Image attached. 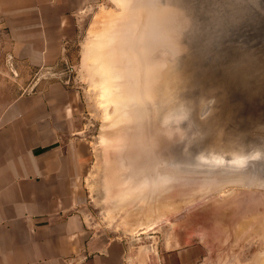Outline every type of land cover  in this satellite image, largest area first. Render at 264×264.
Masks as SVG:
<instances>
[{
	"label": "water",
	"instance_id": "obj_1",
	"mask_svg": "<svg viewBox=\"0 0 264 264\" xmlns=\"http://www.w3.org/2000/svg\"><path fill=\"white\" fill-rule=\"evenodd\" d=\"M114 1L103 62L122 191L236 184L241 195L218 208L240 217L264 200V0Z\"/></svg>",
	"mask_w": 264,
	"mask_h": 264
},
{
	"label": "crops",
	"instance_id": "obj_2",
	"mask_svg": "<svg viewBox=\"0 0 264 264\" xmlns=\"http://www.w3.org/2000/svg\"><path fill=\"white\" fill-rule=\"evenodd\" d=\"M91 0H0L4 56L21 73L63 68L80 31L77 13ZM79 92L45 84L8 103L0 116V264H133L137 237L93 227L75 208L92 200V171ZM142 233V232H141ZM140 234V233H139ZM164 235L157 264H197V247L172 250Z\"/></svg>",
	"mask_w": 264,
	"mask_h": 264
},
{
	"label": "rangeland",
	"instance_id": "obj_3",
	"mask_svg": "<svg viewBox=\"0 0 264 264\" xmlns=\"http://www.w3.org/2000/svg\"><path fill=\"white\" fill-rule=\"evenodd\" d=\"M91 1L77 13L80 31L68 48L63 68L41 66L21 73L13 56H4L6 34L0 22V116L8 103L51 82H62L79 92L84 108L83 130L76 138L90 143L92 171L86 185L92 206L82 204L74 212L93 216L94 227L106 225L124 236L139 238L130 251L131 263L157 264L159 248L166 235L171 236L173 251L197 247L202 254L197 264H264V200L248 204L246 211H240V217L236 204L218 208L219 203L241 195L240 185H214L212 191H190V186L155 189V194L143 197L144 189L122 191L124 183L114 175L110 148V141H116L121 121L114 122V105L99 96L102 85L95 74L102 63L93 61V64L88 59L90 63L85 61L84 64L82 56L84 48L91 50L105 33L107 14L117 15L120 10L114 0ZM91 42L93 46L88 44ZM170 203H175L172 204L175 207ZM148 221L151 224L146 223ZM145 223L154 228L137 233L136 227H145Z\"/></svg>",
	"mask_w": 264,
	"mask_h": 264
},
{
	"label": "bare ground",
	"instance_id": "obj_4",
	"mask_svg": "<svg viewBox=\"0 0 264 264\" xmlns=\"http://www.w3.org/2000/svg\"><path fill=\"white\" fill-rule=\"evenodd\" d=\"M116 3V2H115ZM114 3V4H115ZM116 8L118 7V9L120 10L119 11V13L116 15H110L111 14V12H110V14H107V16H109V18L107 19L106 18V20L107 21H109V20H112V19H114V18H117V17H119V16H121V9H120V6L116 3ZM103 10V9H102ZM103 13V12H102ZM101 13V14H102ZM105 13H107V12H105ZM104 14V13H103ZM114 14V13H113ZM100 15V14H99ZM111 16V17H110ZM100 18V17H99ZM97 19H98V17H97ZM99 20V19H98ZM104 21H105V19H104ZM100 25V24H99ZM108 23L107 24H105V28H104V30L106 29H108ZM101 28V27H100ZM92 29V28H91ZM90 29V30H91ZM95 30V29H94ZM103 30V31H104ZM106 30H105V32H106ZM94 32V31H93ZM99 33H100V31H99ZM104 33V32H103ZM102 35V34H101ZM104 35V34H103ZM103 35L100 37L101 39L100 40H98V42H96V45H92V42L91 43H88V44H91L92 46V48H91V50L90 49H88L87 50V47H85L84 49L86 50H84L85 52L82 54V56H83V63L85 64V61H89V60H91V63H93V61H95L96 63H102V67H100V64H99V68H98V66H97V73L98 74H95L96 75V79H98L97 81H98V83L99 84H101L102 85V87L101 86H99L100 88H102L101 89V91H102V93H100L99 94V96L100 97H102V98H104L105 99V102L107 103V104H109L110 103V101H111V95L115 92V88H116V86H113V87H110V88H108V82H109V80H108V76H107V73H106V69H105V66H104V62H103ZM95 40V39H94ZM87 44V43H86ZM89 59V60H88ZM94 62V63H95ZM89 63H90V61H89ZM93 63V64H94ZM91 67V66H90ZM89 67V68H90ZM90 69H93V68H90ZM87 70H89L88 68H87ZM95 71V70H94ZM92 72V71H91ZM96 72V71H95ZM95 72H93V73H95ZM99 77H98V76ZM95 82V81H94ZM94 82H93V84H94ZM97 83V84H98ZM96 84V85H97ZM111 89H113V91L111 90ZM110 90H111V92H110ZM100 99V98H99ZM104 99H103V101H104ZM113 105H114V110H115V105H116V103H112ZM99 106V105H98ZM103 106V105H102ZM100 108V107H99ZM102 108V107H101ZM106 108H107V106H106ZM106 111V110H105ZM107 112V111H106ZM102 113H104V112H102ZM109 113V112H108ZM107 114H105V116H106ZM109 115V114H108ZM103 117V116H102ZM105 118V117H104ZM106 119V118H105ZM107 120V119H106ZM116 120H114V122H115ZM121 121V120H120ZM113 122V123H114ZM217 190V189H216ZM215 190V191H216ZM226 192V191H225ZM233 193V192H232ZM225 195H228V194H225ZM219 198V197H218ZM222 200V199H221ZM189 201V200H188ZM171 204V203H170ZM172 204H174L175 205V203H172ZM171 204V206H173V207H175L174 205H172ZM223 208V207H222ZM170 209H172V208H170ZM220 210V209H219ZM160 216V215H159ZM158 220V219H157ZM147 221V220H146ZM141 223V222H140ZM139 223V224H140ZM146 223H149V221L148 222H146ZM145 223V227H142V228H137L136 227V231H137V233H140V232H142V233H146L147 231H149L150 230V228L152 229V225H149V224H151V223H149V224H146ZM155 223V222H154ZM216 224V223H215ZM243 225V224H242ZM241 225V227H243ZM141 226H144V225H141ZM250 226H252V225H250ZM241 227H240V229H241ZM247 227V226H246ZM248 227H249V224H248ZM154 228V227H153ZM257 228V227H256ZM263 228H264V225H263ZM245 229V230H244ZM242 230H244V231H246V228L245 227H243L242 228ZM136 231H134V232H136ZM252 231V230H251ZM263 231H264V229H263ZM262 231V234H264V232ZM243 232V231H242ZM252 233V232H251ZM261 233V232H260ZM132 234V233H131ZM247 238V237H246ZM258 254H260V253H258ZM258 256V255H257ZM264 262V261H263Z\"/></svg>",
	"mask_w": 264,
	"mask_h": 264
},
{
	"label": "clouds",
	"instance_id": "obj_5",
	"mask_svg": "<svg viewBox=\"0 0 264 264\" xmlns=\"http://www.w3.org/2000/svg\"><path fill=\"white\" fill-rule=\"evenodd\" d=\"M172 119H173V117H172L171 115H166V116H164L162 123H163L165 126H167L168 123H169ZM244 162H245V160H241V161H240L241 164H243Z\"/></svg>",
	"mask_w": 264,
	"mask_h": 264
}]
</instances>
